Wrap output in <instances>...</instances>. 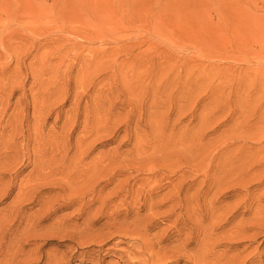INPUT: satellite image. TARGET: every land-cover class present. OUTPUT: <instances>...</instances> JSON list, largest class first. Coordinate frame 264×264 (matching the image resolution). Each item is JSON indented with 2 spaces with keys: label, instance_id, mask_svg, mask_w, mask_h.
I'll return each instance as SVG.
<instances>
[{
  "label": "rangeland",
  "instance_id": "obj_1",
  "mask_svg": "<svg viewBox=\"0 0 264 264\" xmlns=\"http://www.w3.org/2000/svg\"><path fill=\"white\" fill-rule=\"evenodd\" d=\"M0 264H264V0H0Z\"/></svg>",
  "mask_w": 264,
  "mask_h": 264
}]
</instances>
